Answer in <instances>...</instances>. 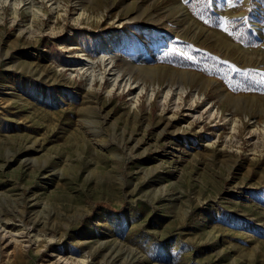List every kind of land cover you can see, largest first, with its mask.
<instances>
[{"label": "rangeland", "instance_id": "obj_1", "mask_svg": "<svg viewBox=\"0 0 264 264\" xmlns=\"http://www.w3.org/2000/svg\"><path fill=\"white\" fill-rule=\"evenodd\" d=\"M262 77L264 0H0V264H264Z\"/></svg>", "mask_w": 264, "mask_h": 264}, {"label": "bare ground", "instance_id": "obj_2", "mask_svg": "<svg viewBox=\"0 0 264 264\" xmlns=\"http://www.w3.org/2000/svg\"><path fill=\"white\" fill-rule=\"evenodd\" d=\"M103 41L101 40V42L100 43H102ZM101 46V45H100ZM151 56V55H150ZM86 58H88V57H86ZM101 58V57H100ZM80 67H82V66H80ZM87 69V68H86ZM90 70V69H89ZM93 71V70H92ZM94 72V71H93ZM90 73L91 74V76L90 77H92L95 73ZM100 76H102V75H100ZM114 79V81L115 82H117V78H113ZM136 81V80H135ZM131 83H133V81H130L129 79H128V81L126 82V81H124L123 82V84H127V85H131ZM132 87H134V91H135V89H138L136 92H134L133 94H132V96L133 97H135L139 92H141L142 90H143V87L142 86H140L139 84H137V83H133V85H132ZM168 92H169V90L167 89L166 90V92H165V94H164V96L166 97V95L168 94ZM153 92L152 91H150V95L152 94ZM193 94V93H192ZM149 95V96H150ZM194 95V94H193ZM131 96V95H130ZM164 97V98H165ZM175 107H178V104L177 105H174ZM207 113H208V116L210 117V116H213L214 114H215V112H214V109H212V108H208L207 109ZM196 115V114H195ZM202 117V114H199L196 118H198V119H200Z\"/></svg>", "mask_w": 264, "mask_h": 264}, {"label": "snow or ice", "instance_id": "obj_3", "mask_svg": "<svg viewBox=\"0 0 264 264\" xmlns=\"http://www.w3.org/2000/svg\"><path fill=\"white\" fill-rule=\"evenodd\" d=\"M213 3V0H206V4L208 5V6H211V4ZM182 55H186V53H182ZM189 59H191V57H188ZM261 83H264V77H262V79H261V81H260Z\"/></svg>", "mask_w": 264, "mask_h": 264}]
</instances>
